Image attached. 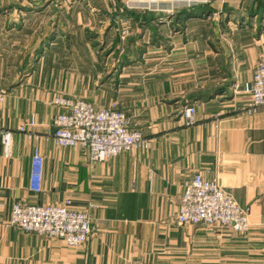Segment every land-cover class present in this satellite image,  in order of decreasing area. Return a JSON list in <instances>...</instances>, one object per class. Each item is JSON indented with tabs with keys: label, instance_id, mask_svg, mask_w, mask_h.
<instances>
[{
	"label": "crops",
	"instance_id": "1",
	"mask_svg": "<svg viewBox=\"0 0 264 264\" xmlns=\"http://www.w3.org/2000/svg\"><path fill=\"white\" fill-rule=\"evenodd\" d=\"M74 1L0 0V127L12 132L8 155L0 134V264H264V109L244 111L250 96L232 92L264 58V0L171 11V0H152L163 9L124 15L137 32L128 37L119 4ZM155 29L172 36L153 38ZM14 57L24 62L15 68ZM60 94L125 111L151 147L93 162L84 148L58 146ZM31 118L29 138L19 127ZM197 173L249 209L246 232L178 224L183 184ZM18 202L89 212L92 234L69 246L25 232L8 223Z\"/></svg>",
	"mask_w": 264,
	"mask_h": 264
},
{
	"label": "built area",
	"instance_id": "2",
	"mask_svg": "<svg viewBox=\"0 0 264 264\" xmlns=\"http://www.w3.org/2000/svg\"><path fill=\"white\" fill-rule=\"evenodd\" d=\"M128 7L134 9H163L152 0H129ZM208 0H171L168 10L206 3ZM167 10V11H168ZM244 91L250 96L242 108L253 112L264 109V58L257 64L250 80L232 85V92ZM53 103L61 111L54 120L52 134L60 147H81L88 151L93 162H103L123 152L136 148L149 149L151 140L139 128L130 126L126 112L116 107H97L83 98L57 95ZM182 117L187 125L196 121V106L188 104ZM34 118L19 127L27 137L37 136ZM5 153H10L12 132L0 127ZM32 182L35 190H41L43 158L36 150L33 156ZM177 222L180 225L195 224L205 227H227L234 232L249 229V209L241 206L216 180L205 179L197 173L183 184ZM8 223L25 232L60 238L69 246L85 243L92 234V217L89 212L70 209L66 204H29L18 202L13 205ZM125 264H141L126 261Z\"/></svg>",
	"mask_w": 264,
	"mask_h": 264
},
{
	"label": "rangeland",
	"instance_id": "3",
	"mask_svg": "<svg viewBox=\"0 0 264 264\" xmlns=\"http://www.w3.org/2000/svg\"><path fill=\"white\" fill-rule=\"evenodd\" d=\"M43 2H48L50 1V4H52L53 6H59V5H63V4H69V3H74L75 1L74 0H41ZM93 1H99V2H107L108 0H93ZM143 2H146V0H142ZM83 2V1H81ZM113 2L119 4L121 6V8L124 10V12H121L123 13L122 15H120L119 17V21H120V34L123 36V37H128L130 34L132 35H136V31H133V28L130 27V24H128V20H126V17H124V15H128V12L129 13H132L133 15H135L133 13V11L135 10H146V9H134V8H130L128 7L129 5V0H113ZM137 19L141 20V19H146L145 16H143L142 14L141 15H138L137 16ZM124 21V23L126 24H122ZM138 29H139V26H137ZM135 32V33H134ZM153 35L154 37L153 38H159V37H162L161 39H166V38H170L172 36V32L170 31V29L167 31H162V30H159V29H155L153 31ZM9 63L12 64L13 66H15V68L17 67V65H21L24 61L22 60V58H19V57H14V58H11V59H8ZM57 62L60 63V61H56V66L55 67H58L59 65H57ZM1 65V64H0Z\"/></svg>",
	"mask_w": 264,
	"mask_h": 264
}]
</instances>
